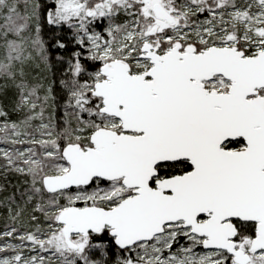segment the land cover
Wrapping results in <instances>:
<instances>
[{
  "label": "snow or ice",
  "instance_id": "obj_1",
  "mask_svg": "<svg viewBox=\"0 0 264 264\" xmlns=\"http://www.w3.org/2000/svg\"><path fill=\"white\" fill-rule=\"evenodd\" d=\"M0 219V264H264V0H0Z\"/></svg>",
  "mask_w": 264,
  "mask_h": 264
},
{
  "label": "trees",
  "instance_id": "obj_2",
  "mask_svg": "<svg viewBox=\"0 0 264 264\" xmlns=\"http://www.w3.org/2000/svg\"><path fill=\"white\" fill-rule=\"evenodd\" d=\"M47 35V34H46ZM59 75H60V69H56V76L57 77H59ZM13 119H16V117L15 116H13ZM2 223H3V221H2V219H0V226H2Z\"/></svg>",
  "mask_w": 264,
  "mask_h": 264
}]
</instances>
